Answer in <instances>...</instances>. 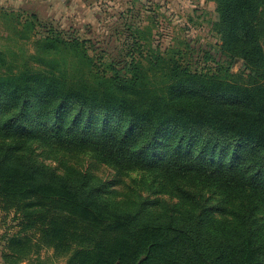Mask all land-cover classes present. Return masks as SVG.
<instances>
[{"label":"trees","instance_id":"trees-1","mask_svg":"<svg viewBox=\"0 0 264 264\" xmlns=\"http://www.w3.org/2000/svg\"><path fill=\"white\" fill-rule=\"evenodd\" d=\"M99 1L88 28L124 55L0 10V225L11 215L15 229L1 262L264 264V0H208L207 48L155 46L157 15L135 21L151 1L131 0L135 13ZM80 155L120 179L71 163Z\"/></svg>","mask_w":264,"mask_h":264},{"label":"rangeland","instance_id":"rangeland-1","mask_svg":"<svg viewBox=\"0 0 264 264\" xmlns=\"http://www.w3.org/2000/svg\"><path fill=\"white\" fill-rule=\"evenodd\" d=\"M97 1V0H96ZM142 3L146 4L147 0H141ZM145 8L138 11V17L135 21L141 23L142 25L147 24L145 12L150 9L157 15L156 27L153 29L154 35V45H159L161 48L173 43L175 39L186 37L192 40V44L196 47L207 48L209 45H214L218 42V37L211 31V22L215 17V4L214 2L208 0H148ZM98 2H100L98 0ZM81 3V2H80ZM114 5L110 4L114 11L125 10L133 8H140V3H134L131 0H115ZM41 8L37 14L39 18H51L59 22L60 25L66 29L70 27L77 30L82 37H89L93 41H97V47L99 51H103L106 57H117L119 55H124L123 50L121 51L122 45H119L120 40L116 39L114 36L109 38V34H102L101 31H96L95 28H88L87 21H78L79 18L76 15H67L62 6L52 9L54 14L49 13L48 7H38ZM31 10V8H27ZM45 12H48L45 13ZM24 17L27 14H23ZM80 15V14H79ZM101 17V15H100ZM134 20V19H133ZM113 24L108 25L109 33L112 30ZM7 35V30H5L3 23L0 21V46L4 44H9L8 40H5ZM105 37V39H104ZM104 39V40H103ZM105 41V42H103ZM109 41V42H108ZM12 43V42H10ZM26 48L28 52H31V44L27 43ZM98 51V52H99ZM100 53V52H99ZM241 68V62L235 61L231 72H238ZM71 163L76 166H80L85 169H90L96 176L105 181H117L120 177L117 175L116 171L107 167L105 165H99L95 163L94 160L90 159L86 155L74 156L70 159ZM52 166H56L57 163H50ZM126 182L129 183V179L125 178ZM121 187V186H120ZM11 215L6 217L5 223L0 225V235L3 230L8 231L15 230L13 223L10 221ZM2 246L0 244V252ZM1 254V253H0ZM51 251H43L42 256L50 255ZM64 260H59L56 264H62ZM0 264L1 262L0 257ZM28 264V263H21Z\"/></svg>","mask_w":264,"mask_h":264},{"label":"crops","instance_id":"crops-1","mask_svg":"<svg viewBox=\"0 0 264 264\" xmlns=\"http://www.w3.org/2000/svg\"><path fill=\"white\" fill-rule=\"evenodd\" d=\"M96 3V0H0V10H23L38 13L42 11L38 7L46 6L49 9V13L54 14L52 9L62 6L65 11L63 13L76 15L79 17L78 21H87L88 25L95 24L100 17ZM27 8H31V10ZM45 13L48 14V12Z\"/></svg>","mask_w":264,"mask_h":264}]
</instances>
